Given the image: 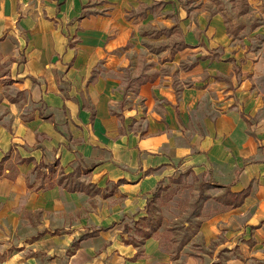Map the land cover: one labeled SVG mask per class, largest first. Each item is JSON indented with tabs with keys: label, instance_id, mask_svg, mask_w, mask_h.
<instances>
[{
	"label": "crops",
	"instance_id": "obj_1",
	"mask_svg": "<svg viewBox=\"0 0 264 264\" xmlns=\"http://www.w3.org/2000/svg\"><path fill=\"white\" fill-rule=\"evenodd\" d=\"M161 1L178 0H0V264H264V51L238 50L202 6L196 21L179 8L183 50L151 52L131 11ZM145 54L173 75L134 87L127 71ZM74 171L91 191L58 183ZM186 171L207 185L198 235L222 238L213 253L172 256L154 232L129 240Z\"/></svg>",
	"mask_w": 264,
	"mask_h": 264
},
{
	"label": "rangeland",
	"instance_id": "obj_2",
	"mask_svg": "<svg viewBox=\"0 0 264 264\" xmlns=\"http://www.w3.org/2000/svg\"><path fill=\"white\" fill-rule=\"evenodd\" d=\"M165 5L158 2L143 3L131 11V15L139 14L146 21L148 20L143 24L140 32L144 36L141 39L142 44L151 52L167 50L170 55H173L178 50H183L186 45L184 37L186 29L181 24L182 19L178 16L179 8H183L196 21L194 10L202 6L207 12V19L215 13L223 14L226 30L233 37L236 46L239 47L238 50L244 49L245 53L259 49L264 51V16L260 10L254 7L251 0H178L170 5L171 8L162 12L161 9ZM157 14L167 18V22L155 24ZM201 28L204 29V27ZM146 57L147 54L143 56V64L142 62L139 64L133 76L129 70L127 71L128 81L133 80L134 87L143 80L159 74L173 75L174 67L167 65L156 68V60L146 62ZM195 58V56L187 55L179 64L176 63V69H188L195 62ZM241 58L245 59L243 56ZM174 79L178 81L177 87L183 84L179 82L178 78ZM0 169H3L2 165H0ZM64 176H60V178ZM187 176H189V171L183 172L178 178L170 177L167 184L163 183L158 187V193L148 203V215L134 224L137 236L132 234L129 240L141 246L144 240L143 235L154 232L160 237L164 248L172 256L178 255L185 244L188 246L187 253L189 254L213 253L215 241L219 242L222 238L208 243L198 235L202 221L200 218L201 205L205 201L200 198V195L207 196L205 194L207 185L198 182L189 184ZM66 180L71 182L76 180V177H68ZM196 189H200L198 195H196ZM226 197L232 199L230 195H226ZM139 251L142 253L141 247ZM4 256V254L0 255V261Z\"/></svg>",
	"mask_w": 264,
	"mask_h": 264
},
{
	"label": "trees",
	"instance_id": "obj_3",
	"mask_svg": "<svg viewBox=\"0 0 264 264\" xmlns=\"http://www.w3.org/2000/svg\"><path fill=\"white\" fill-rule=\"evenodd\" d=\"M166 3H167L166 1H161L160 2V4H166ZM186 46L187 45H185V47ZM93 116H94V113H92V117ZM74 174H75V171L72 172V173H68L64 177H61L59 179L58 183L59 184H63V186L65 188H67L68 190H71V191L84 190V189L87 190V191H91L90 188L86 187L84 185V183L78 181L77 179L73 180L71 182L69 180L65 181V179L68 178V177H74ZM207 184L212 185L214 183H207ZM249 191H250V187L247 188V189H244V190H242L240 192H232L230 190H227L226 193H225V196L226 195H230L232 197V199H233V200L232 199H228L227 203L232 204V205H236L238 202L242 201L245 198V196L248 195ZM157 193H158V191L156 190L153 193L152 197L156 196ZM200 198L206 200L208 198V196H204V195L202 196V194H201ZM93 234H94V232L85 233V234H83L81 236V238H86V237H89V236H91ZM150 235H151V232H148V233L145 234V237H149ZM141 254L142 253L140 251H138L135 256H138V255H141Z\"/></svg>",
	"mask_w": 264,
	"mask_h": 264
}]
</instances>
